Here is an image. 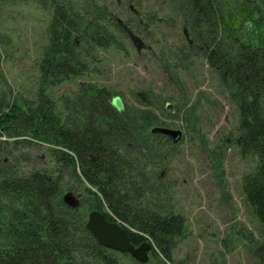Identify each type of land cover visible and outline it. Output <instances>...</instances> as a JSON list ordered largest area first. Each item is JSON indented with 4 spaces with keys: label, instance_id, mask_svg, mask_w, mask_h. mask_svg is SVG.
Returning <instances> with one entry per match:
<instances>
[{
    "label": "trees",
    "instance_id": "obj_1",
    "mask_svg": "<svg viewBox=\"0 0 264 264\" xmlns=\"http://www.w3.org/2000/svg\"><path fill=\"white\" fill-rule=\"evenodd\" d=\"M47 1L52 15L39 63L37 96L31 102L18 96L0 100V264H122L123 253L100 245L86 228L87 212L63 201L61 178L68 173L84 185L89 211L99 209L107 219L126 227L135 246L152 244L153 262L136 264H170L184 218L158 204L156 210L142 208L143 190L157 191L143 174H139L143 185L132 177L137 166L133 159L141 155L145 137H154V142L165 138L151 131L162 123L145 110L117 108L111 90L94 83H79L69 107V112L80 113L76 119L62 114L48 93L89 70L91 49L115 46L124 51L118 29L129 37L132 32L117 17L114 25L105 22L107 5L96 6L91 0ZM169 2L181 19L186 49L204 56L238 105L241 149L257 158L256 169L244 179V190L264 223L263 2ZM137 95L145 103L150 101L147 93ZM33 143L49 146L52 165L28 173L14 171L15 150ZM251 247L259 264H264V239Z\"/></svg>",
    "mask_w": 264,
    "mask_h": 264
},
{
    "label": "rangeland",
    "instance_id": "obj_2",
    "mask_svg": "<svg viewBox=\"0 0 264 264\" xmlns=\"http://www.w3.org/2000/svg\"><path fill=\"white\" fill-rule=\"evenodd\" d=\"M257 1L264 5V0ZM91 2L107 5L105 22L114 25L117 17L132 37L118 29L124 51L115 46L93 48L88 71L50 88L58 110L80 118L69 107L79 83H94L111 90V101L119 96L123 109L145 110L162 126L181 129L183 137L175 145L166 135L155 142L146 136L141 155L133 159L138 169L132 168L134 181L143 185V174L157 191L149 193L142 186V208L156 210L158 204L184 218L170 264H259L251 244L264 239V223L244 190V179L256 169L257 158L241 149L239 108L227 86L201 53L186 49L181 19L169 0ZM234 13L238 21L236 9ZM51 15L47 0H0V100L18 96L31 102L37 96ZM138 92L147 93L150 101L145 103ZM49 150L38 143L15 150L12 169L28 173L51 166ZM61 185L63 195L73 192L82 201L88 217L92 210L84 185L69 173ZM135 261L125 253L121 256L122 264ZM152 262L150 254L148 263Z\"/></svg>",
    "mask_w": 264,
    "mask_h": 264
},
{
    "label": "water",
    "instance_id": "obj_3",
    "mask_svg": "<svg viewBox=\"0 0 264 264\" xmlns=\"http://www.w3.org/2000/svg\"><path fill=\"white\" fill-rule=\"evenodd\" d=\"M112 102L117 108L123 109V103L119 96L113 98ZM151 131L152 133L164 134L174 142L179 141L183 137V131L178 128L156 126ZM63 201L73 209H79L81 206L80 199L73 192H67L63 195ZM86 228L100 245L120 253L129 254L141 263H148L150 260L152 244L144 242L139 246H135L131 242L128 229L119 222L107 219L99 209L92 210L89 213ZM67 264L78 263L70 261Z\"/></svg>",
    "mask_w": 264,
    "mask_h": 264
}]
</instances>
